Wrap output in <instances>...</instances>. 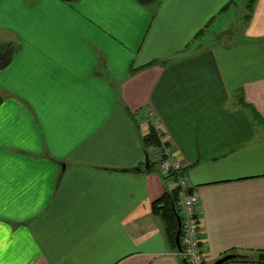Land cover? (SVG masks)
<instances>
[{
    "label": "crops",
    "instance_id": "crops-1",
    "mask_svg": "<svg viewBox=\"0 0 264 264\" xmlns=\"http://www.w3.org/2000/svg\"><path fill=\"white\" fill-rule=\"evenodd\" d=\"M245 2L233 33L221 16ZM247 4L0 0V44L17 45L0 70V264H183L154 209L177 193L163 145L197 198L203 264H264V0Z\"/></svg>",
    "mask_w": 264,
    "mask_h": 264
},
{
    "label": "built area",
    "instance_id": "built-area-1",
    "mask_svg": "<svg viewBox=\"0 0 264 264\" xmlns=\"http://www.w3.org/2000/svg\"><path fill=\"white\" fill-rule=\"evenodd\" d=\"M164 146L159 153L157 165L162 173L175 176V185L180 201L178 216L181 223L180 245L182 252L179 254L187 264H203L204 248L199 240V223L195 214L197 198L189 192L190 185L182 174L181 164L171 156L168 148Z\"/></svg>",
    "mask_w": 264,
    "mask_h": 264
},
{
    "label": "trees",
    "instance_id": "trees-1",
    "mask_svg": "<svg viewBox=\"0 0 264 264\" xmlns=\"http://www.w3.org/2000/svg\"><path fill=\"white\" fill-rule=\"evenodd\" d=\"M62 1L72 3V2H77L79 0H62ZM157 1L158 0H136L137 4L143 7H150L153 4H155ZM252 1L253 0H248V4H247L248 11H250L251 9ZM16 50H17V45L14 44V42L8 41L0 44V70L6 68L10 64L16 53ZM1 101L2 99L0 98V102ZM155 132L156 131H154L153 129H150L149 133L142 139V145L145 153L151 147L158 148L160 146L158 136ZM149 166H151L150 163ZM178 201L179 199H178V190H177V193L173 192L169 195H165L154 204V209L158 211L160 216L168 224L169 238L172 241V243H174V236L177 229L176 217L179 214V210L177 209L176 203ZM157 203H160L162 205L158 206Z\"/></svg>",
    "mask_w": 264,
    "mask_h": 264
},
{
    "label": "rangeland",
    "instance_id": "rangeland-1",
    "mask_svg": "<svg viewBox=\"0 0 264 264\" xmlns=\"http://www.w3.org/2000/svg\"><path fill=\"white\" fill-rule=\"evenodd\" d=\"M246 2L242 3L241 6L238 3L234 9H231L228 13L221 16L222 20L220 21H222L223 25H225L226 27L228 26L227 28L233 33L235 32V30L238 29V25H240V22H242V19H243L242 16L245 15ZM158 156L159 154L156 156L157 158H155L154 161L158 160Z\"/></svg>",
    "mask_w": 264,
    "mask_h": 264
},
{
    "label": "water",
    "instance_id": "water-1",
    "mask_svg": "<svg viewBox=\"0 0 264 264\" xmlns=\"http://www.w3.org/2000/svg\"><path fill=\"white\" fill-rule=\"evenodd\" d=\"M149 167V160L148 157H145V169H148ZM63 168V166H62ZM177 220V229H176V233L174 236V243H175V247L177 249V251L179 253L182 252V248L180 245V228H181V223H180V218L179 216L176 217ZM236 258H242L241 256H236V255H225L222 258L216 260L213 264H224L228 261L234 260ZM183 264H187L185 259L183 257H181ZM257 260L258 262L264 263V253H260L257 255Z\"/></svg>",
    "mask_w": 264,
    "mask_h": 264
}]
</instances>
